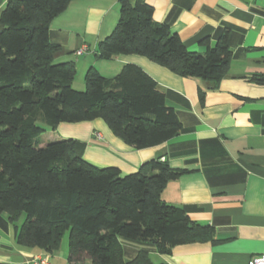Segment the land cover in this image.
Listing matches in <instances>:
<instances>
[{
  "label": "trees",
  "instance_id": "trees-1",
  "mask_svg": "<svg viewBox=\"0 0 264 264\" xmlns=\"http://www.w3.org/2000/svg\"><path fill=\"white\" fill-rule=\"evenodd\" d=\"M71 0H7L0 11V213L20 227L15 242L57 250L68 231V261L91 264H154L147 252L125 260L119 237L151 242L161 254L174 246L215 243V229L191 220L161 198L166 184L185 169L159 158L131 174L98 167L83 158L85 143L73 138L41 142L45 128L102 120L127 145L146 148L181 130L175 110L157 83L139 66L125 64L112 78L89 67L84 90H75L73 62L55 63L50 21ZM143 0H119V18L97 44L110 59L137 54L169 71L217 83L231 58L227 35L188 50L180 37L152 17ZM264 83V75L255 76ZM164 264V263H156Z\"/></svg>",
  "mask_w": 264,
  "mask_h": 264
},
{
  "label": "crops",
  "instance_id": "crops-1",
  "mask_svg": "<svg viewBox=\"0 0 264 264\" xmlns=\"http://www.w3.org/2000/svg\"><path fill=\"white\" fill-rule=\"evenodd\" d=\"M6 1L0 0V11ZM143 1L151 5L153 19L166 24L190 51L202 53L201 40L214 44L226 34L231 52L226 75L213 83L179 76L137 54L101 59L97 44L118 21L119 0H71L50 21L48 38L60 48L54 62L75 65L72 87L84 90L89 67L112 78L125 64L137 65L164 93L181 130L166 142L136 149L95 119L47 127L41 142L82 141L86 161L116 167L122 175L134 173L151 158L186 170L166 184L161 198L183 209L191 220L211 225L217 241L177 245L161 254L151 242L119 237L125 260L144 251L154 264H248L252 257L264 255V83L254 79L264 75V0ZM20 223L14 227L0 213V264H30L31 257L43 254L51 264H72L66 244L51 253L18 245ZM75 264L91 262L85 257Z\"/></svg>",
  "mask_w": 264,
  "mask_h": 264
},
{
  "label": "built area",
  "instance_id": "built-area-1",
  "mask_svg": "<svg viewBox=\"0 0 264 264\" xmlns=\"http://www.w3.org/2000/svg\"><path fill=\"white\" fill-rule=\"evenodd\" d=\"M82 52L83 49H80L76 53L81 54ZM97 136L100 137V134L98 133ZM28 262L30 264H51L48 254L35 255L31 257V259ZM248 264H264V255L252 257L248 261Z\"/></svg>",
  "mask_w": 264,
  "mask_h": 264
},
{
  "label": "rangeland",
  "instance_id": "rangeland-1",
  "mask_svg": "<svg viewBox=\"0 0 264 264\" xmlns=\"http://www.w3.org/2000/svg\"><path fill=\"white\" fill-rule=\"evenodd\" d=\"M68 231L64 234L61 245L66 244L68 246Z\"/></svg>",
  "mask_w": 264,
  "mask_h": 264
}]
</instances>
